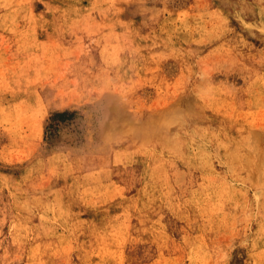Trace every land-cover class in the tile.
Masks as SVG:
<instances>
[{
	"label": "rangeland",
	"instance_id": "obj_1",
	"mask_svg": "<svg viewBox=\"0 0 264 264\" xmlns=\"http://www.w3.org/2000/svg\"><path fill=\"white\" fill-rule=\"evenodd\" d=\"M0 264H264V0H0Z\"/></svg>",
	"mask_w": 264,
	"mask_h": 264
}]
</instances>
